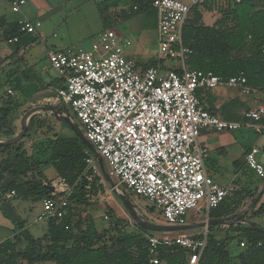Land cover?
Wrapping results in <instances>:
<instances>
[{"label":"built area","instance_id":"built-area-1","mask_svg":"<svg viewBox=\"0 0 264 264\" xmlns=\"http://www.w3.org/2000/svg\"><path fill=\"white\" fill-rule=\"evenodd\" d=\"M25 2L12 0L11 11L20 12ZM200 2L191 0L188 6L178 0H152L150 4L157 14L160 60L174 66L166 71L159 66L141 69L126 59L123 49L129 42L120 40L110 29L99 34L89 47L47 55L49 68L61 85L46 103L59 105L64 116L78 122L116 188L124 187L147 200L165 226H185L190 212L202 206L207 211L215 209L237 191L234 185L220 186L207 175V150L198 142L201 129L234 132L249 128L264 139V103L247 110L241 123L226 121L201 104L199 89L239 88L247 96L258 90L247 85L242 73L224 79L185 66L190 50L182 46L181 31L190 8ZM16 25L19 34L35 36L41 23L22 18ZM17 41L18 37L9 40ZM7 93L13 95L11 90ZM263 151L252 147L244 155L245 167L260 182H264ZM85 162L88 170L98 172L93 155ZM71 191L60 179L50 184V195L41 200L36 222L63 220ZM10 196L15 197V193L5 198ZM147 244L150 250L178 245L190 251L187 264H198L206 233L199 239L181 233H157L147 237ZM152 263L158 264V260Z\"/></svg>","mask_w":264,"mask_h":264},{"label":"trees","instance_id":"trees-1","mask_svg":"<svg viewBox=\"0 0 264 264\" xmlns=\"http://www.w3.org/2000/svg\"><path fill=\"white\" fill-rule=\"evenodd\" d=\"M151 2L152 0H104L98 3L104 30H108L112 23L111 10H115V17L126 20L140 11L152 10ZM125 3H129L128 8L122 7ZM206 10L216 11L218 15L212 26H206L202 21V13ZM1 28H5L6 39L19 37L16 23L7 24L0 18ZM181 43L190 50V54L184 59L185 66L190 70L212 72L224 79L242 73L247 82L255 77H264V0H202L200 4L190 8L182 27ZM36 91V87L19 89L25 100ZM23 105V102L9 100L6 107L0 108L2 138L14 135L7 130L9 117ZM76 123L79 126L77 121ZM29 125L31 130L33 119L29 120ZM4 153H7L6 158L0 160V205L6 203L5 195L11 192L22 200L41 201L49 196L50 184H43L45 179L40 173L27 178L28 173L41 164L51 165L57 177L72 191L66 216L59 222L47 221L46 235L34 239L28 233H16L0 244V264H153V259H157L158 264H187L190 251L178 245L159 246L156 250H150L147 237L157 233L144 231L135 224L130 231L125 232L124 228H119V220L111 222L119 232L117 236L108 237V229L98 232L91 220H71L70 209L86 206L91 198L104 191L101 184L104 179L94 176V172L87 169L85 161L92 154L78 138L57 135L48 138L43 144V152L35 155L41 157L38 161L27 157L19 144L0 146V157ZM254 197V193L244 190L234 192L214 209L217 212L210 211L209 216L233 217L234 209L228 210L225 206L228 200L231 202L229 205L234 204V208L239 209L246 199ZM263 213L264 201L251 216L257 217ZM10 217L17 229L23 227L16 216ZM212 228L208 227L206 246L198 264H264L263 233L240 224L227 229V233H233L234 236L221 239L211 232ZM200 237L202 236H194L193 239ZM233 237H238L244 243V247L235 256L228 248ZM22 241L26 243L23 249L19 248Z\"/></svg>","mask_w":264,"mask_h":264},{"label":"crops","instance_id":"crops-1","mask_svg":"<svg viewBox=\"0 0 264 264\" xmlns=\"http://www.w3.org/2000/svg\"><path fill=\"white\" fill-rule=\"evenodd\" d=\"M11 1L12 0L0 1V18L4 19L7 24H13L22 18H26L30 21L40 22L41 26L37 30L35 36L19 34L18 41L15 43L9 42V40L5 38V28L0 29V108L6 107V104L9 101L10 95L7 93L8 90H11L13 93L10 97L17 94L22 97L19 92L20 87H23V90L33 87L38 88V91L32 94L27 100H30L29 102H31V100L38 99L47 104L46 100L55 96L56 92L54 93L52 90H57L61 85V81L57 78L55 72L49 68L47 59L48 53L65 51L77 46H82L80 43L86 38L89 39V44L87 46L89 47L99 34L105 31L97 7L98 3L104 0H25V4L18 13H13L11 11ZM178 1L191 6V0ZM122 7L125 8V6ZM148 11H151L150 14H152V20L151 17L148 18L146 14L139 16L136 23L140 27V30L139 33H136V38L145 42L144 38H149L151 35L156 44L154 55L148 56L146 54V49H143L139 45L132 48L134 44L132 45L130 39L127 38L122 40L129 42L123 49V55L126 59L132 60L138 68L145 69L149 66H159L166 71L174 66L172 62L160 60L162 57L158 43L157 14L154 10ZM113 13H115V10H111V17L114 15ZM217 17L218 15L216 11L206 10L202 13V21L206 26H212ZM120 21L122 20L117 17H112L111 25ZM73 23L76 24L75 28L71 29L73 34L68 36V27L72 28ZM55 32H59V35H56ZM65 38L69 39V43L65 41ZM51 71L54 73H52V76H50ZM247 85L256 88L258 90L257 93L247 96L244 95L239 88L234 89L227 87L229 89H199L197 95L202 106L211 113L217 114L226 121L241 123L244 120V114L247 110L264 103V77L252 78L251 81L247 82ZM55 86L57 89H55ZM22 99L25 100L23 97ZM20 108L17 109V111H19ZM15 112L16 110L13 111L11 115ZM11 115L9 119H11ZM9 122L11 124H8L9 126L7 130L13 132L15 123L13 122V119L12 122L10 120ZM241 129L244 130L241 132H238L240 129L234 132H215L209 129H201L198 134V142L207 150L204 167L207 175L216 184L224 187L232 184L237 188L236 192L244 190L245 192L254 193L255 197L253 199H246L239 209H235L234 204L229 205L231 202L228 200L225 203V206L228 207V210L234 209L233 217H210L209 212L214 209L207 211L206 208L202 206L200 210L192 211L187 215V224L185 226H192L191 229H199L202 228L201 224H206L210 220H232L240 215H244V219L252 223L253 219L261 217L264 214L263 213L258 217L251 216L252 212L255 211L264 201V191H262L264 182L257 181L251 172L247 170L244 163V155L246 151L252 147L264 148V142L259 145L258 140L253 142L250 141L248 132L254 131L249 128ZM0 138L2 137L0 136ZM23 140L24 138L18 142L20 147L22 143L21 141ZM21 149L25 151L23 147H21ZM26 153L27 157H33L34 161H38L32 154L31 148H29V152L27 150ZM6 154L7 153H4L0 157V160L5 159ZM261 158H264V154ZM49 169H53L51 165L41 164L37 166V168H33L34 171L28 173L27 178L36 173H40L45 180L49 181V184H53L59 178L56 173H50ZM43 184L45 185L47 182L43 180ZM5 199L6 203L0 205V214L6 213L9 216H16L19 222L23 223V227L18 229L17 233H28L33 237L26 229V223L21 219V216L32 210L34 203H38L40 210L36 214L37 217L41 212V201L22 200L12 196ZM213 212L215 213L217 210H214ZM36 217L34 218L33 223L39 224V222H36ZM45 222V232L40 237H33L34 239H39L46 235L48 225L47 221ZM240 224L242 223L237 225ZM2 226L5 225H0V229L6 230L4 229L6 227ZM208 227H213L211 229L212 232L220 230L225 231L231 226L225 224L209 225L203 226L204 231L186 234L187 232L185 230L182 231L181 234L189 235L192 238L194 236L203 237L204 233L207 234ZM14 234H16V232L12 235L6 234L7 237L0 239V244L9 238H12ZM25 246L26 243L23 241L19 244V248L21 249Z\"/></svg>","mask_w":264,"mask_h":264},{"label":"rangeland","instance_id":"rangeland-1","mask_svg":"<svg viewBox=\"0 0 264 264\" xmlns=\"http://www.w3.org/2000/svg\"><path fill=\"white\" fill-rule=\"evenodd\" d=\"M124 6L125 8H128L129 3H125ZM150 13L151 11H148V10L140 11L136 15H134L132 18L122 20L120 22H116L112 24L110 26V29L116 34V36L120 40H125L126 38L130 39L131 44L132 45L134 44L132 48L139 45L143 49H146V54L148 56H152L154 55L155 50H156V44L154 43L153 37L150 35L149 38L147 37L148 39L144 38L145 42H143L139 38H136V33H139V30H140V27L136 23L139 19V16H141L142 14H146L148 18L151 17V20H152V14ZM113 14L114 15L112 17H115L116 13H113ZM75 25L76 24L73 23L72 28L68 27V36L73 34L71 29H74ZM55 33L56 35H59V32H55ZM65 41L69 43V39H66ZM80 44L84 47H87L89 44V39L86 38L82 40V43ZM52 71H51L50 76L54 74ZM218 88L229 89L227 87L221 86V87H216L213 90H216ZM55 89H57L56 86H55ZM52 91L54 93L56 92V90H52ZM9 100L15 103L16 102L24 103V105L20 108V110L19 111L16 110V112L11 115V119H9L11 122L13 119V122L15 123V127L13 130L14 135L12 137L17 136L21 132V120L23 116L25 115V112L27 109H31L37 106H53V105L45 104L42 100H38V99L31 100V102H29L30 100H23L22 97L19 96L18 94L13 97L9 96ZM70 115L72 116L71 111H70ZM30 119H33V125L30 130V125L28 124L27 134L25 135L24 140L21 141L22 142L21 147H23L26 152L27 150L29 152V148H31L32 154L34 156L40 155V153L43 152V144L48 138H52L55 135L62 136V137L63 136L76 137L66 122L56 118L54 114L50 112H39L35 114L34 116H32ZM71 120L79 128L76 121L72 117H71ZM242 130L244 129H240V131L238 132H241ZM248 134H249L250 141L253 142L255 140H258L259 145L264 142V139L261 136L255 134L254 132L250 131L248 132ZM42 158H44V156H42ZM36 159L41 160V157H36ZM260 160L264 164V158H260ZM104 168L107 172V168L105 167V165H104ZM49 172L55 173L53 169H49ZM94 176L102 177L100 169L98 170V172H94ZM111 180L115 183L114 179L111 178ZM45 182L48 183L49 181L45 180ZM101 184H103L104 186V191L102 193H99L96 197L91 198L89 200V203L86 206L82 208H73L69 210L70 212L69 216L71 220L74 222L75 221L84 222L85 220H86L85 222H87L88 220H91L98 232H102L103 230L108 229L107 231L108 237L118 235V232H119L118 229L116 228L114 229V227L112 226V223L116 222V220H119L118 226L120 229L124 228L126 230L125 232L130 231L132 225L135 223L133 219L130 217V215L128 214L124 204L115 195V193L113 192V190L111 189V187L105 180L101 181ZM118 191L120 194L124 195L129 200L131 206L133 207L134 211L136 212L138 216L143 217L147 221L154 223V224H160L163 222L161 220V217L158 215V212L152 208L151 204L147 200L127 193L124 187L123 188L118 187ZM39 210L40 208L38 206V203H34L32 210L28 211L27 213L22 214L21 216V219L24 220L26 223V226H25L26 229L30 232V234L33 237H40L41 235H43V233L45 232V228H46L45 221H41L39 222V224L33 223V220L36 217V214L39 212ZM10 220H11V217L7 215L6 213L0 214V225H5L2 227H6L4 228L6 230L0 229V239L3 237H7L6 234L12 235L13 233L18 232L17 227H14L13 223H11ZM252 221L254 225H256L257 227L261 229H264V214L261 217L253 219ZM200 231H204V228L202 227L199 229H189V230H186L187 232L186 234L192 233V232L197 233ZM179 233H182V231L170 232L171 235H176ZM212 233L216 236V238H221V239L226 238L228 236H234L233 233L228 234L227 230L212 231ZM160 234H163V233H160ZM233 238L234 239H232V241L229 242L228 248L231 254L235 256L244 247V243L238 237H233ZM36 264H53V263L46 262V263H36Z\"/></svg>","mask_w":264,"mask_h":264},{"label":"water","instance_id":"water-1","mask_svg":"<svg viewBox=\"0 0 264 264\" xmlns=\"http://www.w3.org/2000/svg\"><path fill=\"white\" fill-rule=\"evenodd\" d=\"M39 112H50V113L54 114V116L56 118L66 122L69 125L70 129L73 131L76 138L81 140L87 146V148L89 149V151L91 152L93 157L96 159V162L98 164V167L100 169V172L102 174L103 179L109 184V186L111 187V189L113 190L115 195L122 201V203L124 204L128 214L130 215V217L133 219L134 223L139 228H141L144 231L152 232V233H170V232L185 231V230L192 228V226L177 227V226H165L162 224H154V223L147 221L143 217L138 216L136 214V212L134 211L133 207L131 206L129 200L124 195L119 193L118 189L116 188V184L111 180L110 176L106 172L101 158L95 152V150L93 149L91 144L85 139V137L83 136L80 129L76 126V124H74L72 122L71 118L68 116H64L62 114V112L59 109V105L37 106V107L29 109L25 113V115L23 116V118L21 120V132L17 136H14L12 138H6V139L0 138V146L15 145L21 139H23L25 137V135L27 134L28 124H29L30 118ZM262 191H264V186H263ZM239 223H242V224H244L248 227H251V228H253V229L264 234V231L262 229H260L259 227H257L253 223L245 220L244 215L237 216V217L233 218L232 220H210L206 224L205 223L201 224V226L203 227V226L220 225V224L232 226V225H237Z\"/></svg>","mask_w":264,"mask_h":264}]
</instances>
